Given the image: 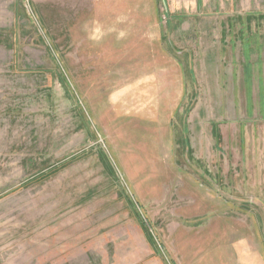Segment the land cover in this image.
<instances>
[{
    "label": "rangeland",
    "instance_id": "rangeland-1",
    "mask_svg": "<svg viewBox=\"0 0 264 264\" xmlns=\"http://www.w3.org/2000/svg\"><path fill=\"white\" fill-rule=\"evenodd\" d=\"M0 264H264V0H0Z\"/></svg>",
    "mask_w": 264,
    "mask_h": 264
}]
</instances>
